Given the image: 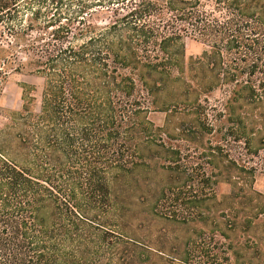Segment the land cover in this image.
Instances as JSON below:
<instances>
[{"label":"trees","instance_id":"trees-1","mask_svg":"<svg viewBox=\"0 0 264 264\" xmlns=\"http://www.w3.org/2000/svg\"><path fill=\"white\" fill-rule=\"evenodd\" d=\"M185 38L209 48L204 95L243 82L258 96L264 0H0V97L13 75L42 81L39 99L20 85L0 129V264H156L120 198L158 150L176 165L148 116L175 101ZM162 190L148 211L170 219Z\"/></svg>","mask_w":264,"mask_h":264},{"label":"rangeland","instance_id":"rangeland-1","mask_svg":"<svg viewBox=\"0 0 264 264\" xmlns=\"http://www.w3.org/2000/svg\"><path fill=\"white\" fill-rule=\"evenodd\" d=\"M184 47L183 76L174 71L183 78L171 89L175 101L166 112L157 104L148 116L177 162L166 169L158 150L126 179L124 232L150 247L156 264H264V82L249 84L255 98L243 82L204 95L199 83L209 68L194 61L209 48L189 38ZM21 84L39 99V78L13 75L0 97V129L21 106ZM164 188L176 201L170 219L148 211L150 196L155 202Z\"/></svg>","mask_w":264,"mask_h":264}]
</instances>
